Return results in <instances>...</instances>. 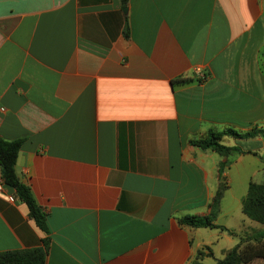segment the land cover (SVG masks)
<instances>
[{
  "label": "crops",
  "instance_id": "1",
  "mask_svg": "<svg viewBox=\"0 0 264 264\" xmlns=\"http://www.w3.org/2000/svg\"><path fill=\"white\" fill-rule=\"evenodd\" d=\"M227 128L241 151L190 143ZM0 137L23 139L48 229L4 184L0 252L47 237L45 264H215L262 228L242 201L264 182V0H0ZM221 183L241 214L213 222L236 235L178 222Z\"/></svg>",
  "mask_w": 264,
  "mask_h": 264
},
{
  "label": "trees",
  "instance_id": "2",
  "mask_svg": "<svg viewBox=\"0 0 264 264\" xmlns=\"http://www.w3.org/2000/svg\"><path fill=\"white\" fill-rule=\"evenodd\" d=\"M120 1L123 5L128 2V0ZM127 31L128 25L125 27V34H127ZM179 81H186V79H180ZM247 134L237 133L231 128L222 131L209 130L206 137L190 140V143L202 149L209 148L221 155H226L231 150L241 151V149L237 146H227L221 143L222 136H244ZM22 142V138L7 140L0 137V177L3 183L11 187L15 195L26 204L29 216L35 224L47 233L46 212L36 203L30 188L20 180L15 169ZM261 159L264 161V156H261ZM224 188L225 185L221 183L211 200L209 215H186L181 217L178 222L192 227L219 228L231 235H236L233 230L213 222ZM242 212L249 219L262 224V228L255 230L251 236L239 237L237 244L228 249L223 258L216 259L215 264H246L258 258L264 260V182H249L247 193L242 201ZM47 244L48 238L46 237L43 240L42 247L0 252V264H45ZM198 255L199 253L197 258ZM191 264H199V262L195 261Z\"/></svg>",
  "mask_w": 264,
  "mask_h": 264
},
{
  "label": "rangeland",
  "instance_id": "3",
  "mask_svg": "<svg viewBox=\"0 0 264 264\" xmlns=\"http://www.w3.org/2000/svg\"><path fill=\"white\" fill-rule=\"evenodd\" d=\"M253 179H255L254 181H257V182H259L260 180H262V176L260 175V174H258L255 178H253ZM223 194H224V192H223ZM223 198H221V200H220V202L222 203V205H224V207L226 208V209H228L229 210V212L230 213H228V216H231L232 214H233V216H234V223L235 222H238V220L235 218V214H241V209H240V207H237V204H236V200L234 199V198H232L231 196H230V193L229 192H227L226 193V195H225V197L224 196H222ZM220 205V204H219ZM232 213V214H231ZM223 219H226V217H224ZM209 231V230H208ZM218 230H216V229H212L211 231H209V232H217ZM210 237V236H209ZM221 244L223 245L224 244V242H222L221 241ZM210 247H212L213 248V251H216V243H213V244H211L210 245ZM258 261H256L254 264H264V260L263 259H260V258H258L257 259ZM261 260V261H260ZM213 261V259L211 258L210 259V262L209 263H211Z\"/></svg>",
  "mask_w": 264,
  "mask_h": 264
},
{
  "label": "built area",
  "instance_id": "4",
  "mask_svg": "<svg viewBox=\"0 0 264 264\" xmlns=\"http://www.w3.org/2000/svg\"><path fill=\"white\" fill-rule=\"evenodd\" d=\"M196 73L197 75L200 77V78H205V75L203 74L202 70L200 68H196ZM3 187H4V183L0 177V196L10 200L11 199V196L9 194H6L4 191H3Z\"/></svg>",
  "mask_w": 264,
  "mask_h": 264
},
{
  "label": "water",
  "instance_id": "5",
  "mask_svg": "<svg viewBox=\"0 0 264 264\" xmlns=\"http://www.w3.org/2000/svg\"><path fill=\"white\" fill-rule=\"evenodd\" d=\"M123 11H124V12H126V11H127V8H126V6L124 7Z\"/></svg>",
  "mask_w": 264,
  "mask_h": 264
}]
</instances>
